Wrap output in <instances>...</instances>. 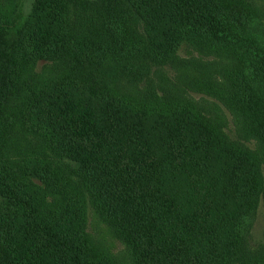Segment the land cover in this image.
<instances>
[{
    "label": "trees",
    "instance_id": "trees-1",
    "mask_svg": "<svg viewBox=\"0 0 264 264\" xmlns=\"http://www.w3.org/2000/svg\"><path fill=\"white\" fill-rule=\"evenodd\" d=\"M7 1L0 264H114L90 240L89 208L131 264H264V248L248 243L264 209L263 117L232 143L182 95L136 107L112 91L140 68L178 62L182 46L226 65H244L242 55L264 88L258 9L249 0H39L29 20L21 0ZM225 98L237 120L250 116L244 96Z\"/></svg>",
    "mask_w": 264,
    "mask_h": 264
},
{
    "label": "rangeland",
    "instance_id": "rangeland-1",
    "mask_svg": "<svg viewBox=\"0 0 264 264\" xmlns=\"http://www.w3.org/2000/svg\"><path fill=\"white\" fill-rule=\"evenodd\" d=\"M21 1L26 18L32 19L33 16L31 15L38 6L39 0ZM249 1L258 9V15L261 17L258 20L260 22H257L256 25L262 24L264 29V0ZM1 4L5 7L11 6V2L7 0H3ZM8 11L9 14L13 12L10 7ZM75 18L73 16L74 21ZM192 50L191 46H186V48L182 46L178 62L164 63L161 66L153 64L150 73L142 71L140 68L136 72L138 76L136 78L131 76L129 80L123 79V77L118 78L117 84L112 89L113 95L115 93L116 98L126 99L127 103L131 99H136L133 104L136 107L145 103L153 104V97H163L168 92L176 96V99L182 95L190 102L193 113L207 119L228 141L236 143L239 141L237 138L238 132L240 133L243 128L250 130L254 124H257L255 123L254 114L259 117L262 116L264 120V88L253 68L248 66L247 59L242 55L237 53L235 58L236 60L240 59L242 62L245 61L244 65L235 64L237 61L234 64L226 65L225 61H221L222 59H205L204 57L200 59L195 53H191ZM191 54H195V56L190 61ZM146 64L151 65L148 61ZM243 66L246 69L240 72L239 68ZM35 69L37 72L43 69L41 72L44 74V64L42 62H39V66ZM150 90H154L155 93L159 91L156 95H150L148 93ZM228 91H234L244 96L245 100L247 99L248 104L251 106L249 110L251 117L245 115V121H250V123H246L244 117L241 116L237 120L235 116H238V113L220 102L226 100L225 97ZM139 103L140 105H138ZM240 142L247 146L243 141ZM28 148L35 150V157H37V151L40 153L32 142ZM38 160L43 164L45 159L41 157ZM257 160L260 164V172L264 176V157H257ZM87 233L94 247L100 253L108 256L114 264H131L129 251L125 245L112 234L109 227L99 221L90 208L88 210ZM248 243L252 249L264 248V209L262 204L257 209Z\"/></svg>",
    "mask_w": 264,
    "mask_h": 264
}]
</instances>
